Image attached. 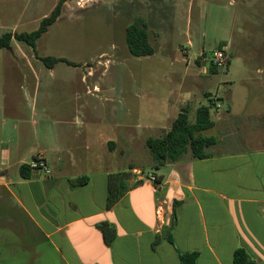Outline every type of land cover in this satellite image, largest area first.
<instances>
[{"label":"crops","instance_id":"crops-1","mask_svg":"<svg viewBox=\"0 0 264 264\" xmlns=\"http://www.w3.org/2000/svg\"><path fill=\"white\" fill-rule=\"evenodd\" d=\"M6 30L0 20V37ZM248 37L243 31L236 44L243 95L231 99L228 112L210 100L216 111L207 137L216 142L208 157L188 154L158 174L139 169L111 208L109 178L120 171L104 165L102 152L116 155L119 145L133 147L155 121L168 132L173 113L190 109L201 74L210 68L202 69L199 60L197 74L188 72L182 86L169 93L163 79L132 81L125 97L95 99L92 110L56 114L54 96L41 93L35 64L41 58L20 50L17 59L14 49L21 48L15 40L12 49L0 50V256L15 252L19 244L12 240L30 224L63 264H179L180 253L190 252L199 253L197 264H234L238 248L264 264V44L246 48ZM224 46L229 57V43ZM106 114L112 119L108 137ZM136 115L147 121L136 125ZM119 125L126 130H117ZM34 161H43L50 174L33 170ZM24 165L30 167L29 178ZM152 176L161 180L158 185ZM176 201L171 244L165 227L172 223ZM102 222L116 227L111 244L99 228Z\"/></svg>","mask_w":264,"mask_h":264},{"label":"rangeland","instance_id":"rangeland-1","mask_svg":"<svg viewBox=\"0 0 264 264\" xmlns=\"http://www.w3.org/2000/svg\"><path fill=\"white\" fill-rule=\"evenodd\" d=\"M249 1L251 4L245 7L242 0H63L60 17L38 40L36 51L19 41L14 45L21 49L14 50L17 59H22L21 50L30 56L66 59L73 64L59 62L50 68L42 59L35 60L41 93L54 96L56 114L66 109L92 110L97 105L95 99L125 97L132 81L163 79L162 88L169 93V89H178L182 81L197 74L198 61L204 60L202 69L210 68L211 72L201 74L196 96L190 100L189 120L194 123L197 109L209 106L210 100L220 104V112H228L231 99L243 95L237 47L243 31L249 35V41L244 42L246 48L264 44V0ZM59 2L0 0V20L8 28L6 31L31 33ZM138 18L148 24L150 40L156 49L152 56L135 57L128 49L126 29ZM233 42L236 43L232 45ZM227 43L229 64L213 73L214 54ZM203 86H207L205 92ZM181 93L186 94L187 90ZM215 105L212 114H215ZM104 111L109 112V108ZM178 113H173L169 120L173 121L170 128ZM111 120L106 114L105 137L112 133ZM127 120L130 123L132 117ZM135 121L136 125H142L147 120L136 115ZM117 130L126 128L119 125ZM141 132V139H136L133 147L127 145L126 149L119 145L116 155L104 150V165L116 172L133 167L134 174L139 169L145 174L160 173L161 167H155L146 141L149 137H161L167 131L155 121V126ZM202 135L210 136L208 131ZM28 225L20 238L12 240L19 244L15 252L2 254L0 264H63L37 230Z\"/></svg>","mask_w":264,"mask_h":264},{"label":"trees","instance_id":"trees-1","mask_svg":"<svg viewBox=\"0 0 264 264\" xmlns=\"http://www.w3.org/2000/svg\"><path fill=\"white\" fill-rule=\"evenodd\" d=\"M63 0L57 4L52 13L43 18L39 28L31 33H11L6 32L0 37V50L12 49L13 42L19 41L36 51L38 40L48 31V29L54 25L62 13ZM126 42L130 53L135 57H148L155 54V47L151 43L150 35L148 32V24L142 19H136L126 29ZM42 61L52 68L59 62H65L69 65H73L66 59L60 58H41ZM218 70L213 65V73H217ZM213 101H210L209 106H202L197 110L196 120L191 123L189 120V108H182L179 116L174 121L171 129L161 137H149L146 141L147 147L150 149L155 167L160 168L167 163H176L184 160L185 156L191 154L193 158H206L208 157L207 149L214 145L216 139L213 137H207L202 135L204 131L211 129L214 123L211 119V109L213 107ZM22 172L25 178H29L30 167L27 165L22 166ZM133 167H129L124 171L113 173L109 178L108 189V203L107 207H113L130 189L128 180L130 179L133 171ZM27 172V173H26ZM88 177L81 180V183H86ZM160 179L156 180L158 184ZM142 183L141 181L135 184ZM179 202H174V211L172 217V223L165 227L166 239L171 244L173 241V230L177 220V208ZM99 228L104 235V239L107 244H111L116 237V227L109 222H102L99 224ZM161 240L158 235L155 241L157 245ZM199 253H180L179 264H197ZM234 264H257L244 248H238L234 253Z\"/></svg>","mask_w":264,"mask_h":264},{"label":"built area","instance_id":"built-area-1","mask_svg":"<svg viewBox=\"0 0 264 264\" xmlns=\"http://www.w3.org/2000/svg\"><path fill=\"white\" fill-rule=\"evenodd\" d=\"M212 61H213L212 62L213 65L216 67L217 70L226 68L229 64V58L227 55V47L226 46L221 47L214 54ZM31 168L33 170H39V171L45 172L46 174H50L49 168L47 167V165L43 161H34L31 165ZM151 180L155 183L156 178L152 176Z\"/></svg>","mask_w":264,"mask_h":264}]
</instances>
